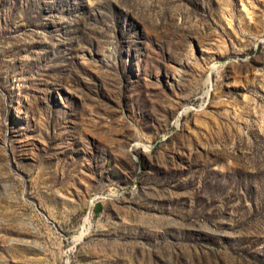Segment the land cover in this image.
Here are the masks:
<instances>
[{"label":"rangeland","instance_id":"rangeland-1","mask_svg":"<svg viewBox=\"0 0 264 264\" xmlns=\"http://www.w3.org/2000/svg\"><path fill=\"white\" fill-rule=\"evenodd\" d=\"M0 264H264V0H0Z\"/></svg>","mask_w":264,"mask_h":264}]
</instances>
